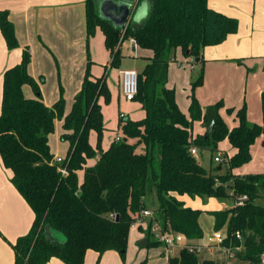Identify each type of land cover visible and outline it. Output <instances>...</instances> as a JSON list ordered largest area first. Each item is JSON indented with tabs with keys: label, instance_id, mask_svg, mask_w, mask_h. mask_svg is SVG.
<instances>
[{
	"label": "trees",
	"instance_id": "obj_1",
	"mask_svg": "<svg viewBox=\"0 0 264 264\" xmlns=\"http://www.w3.org/2000/svg\"><path fill=\"white\" fill-rule=\"evenodd\" d=\"M126 1L132 6L145 2ZM98 2L85 0L86 43L99 28L110 54L108 67H118L120 44L130 37L152 53L138 71L133 99L141 104L144 116L136 120L119 117L121 136L104 150L100 144L104 125L99 98H110L107 66L100 76H93L88 58L81 88L66 115L61 89L51 106L43 102L38 84L27 72V48L20 62L3 72L0 157L12 172V184L34 213L29 231L12 244L14 264H45L51 257L66 264H84L88 249L99 256L106 250H116L124 258L130 227L138 219L147 218L140 213L149 207L148 196L153 215L147 218L146 229L153 240L147 247L160 243L151 231L153 225H158L161 233L201 238V210L185 207L178 199L181 195L230 200L231 206L211 212L215 232L226 226L224 247L238 249L234 257L247 264H261L264 205L257 200L264 195V173L237 174L232 169L251 160V146L257 137L261 136L264 147V91L260 94V124L247 119L243 105L228 110L235 112L236 127L230 129L218 114L206 139L205 133L192 136L195 120L201 119L206 126L205 114L194 95L203 82L202 50L234 32L236 20L210 7L207 0H147L146 18L137 24L127 20L118 27L99 15ZM0 30L8 48L18 46L5 11H0ZM176 49L185 57L198 58L196 62L201 64L199 74L190 83L188 115L180 110L175 90L166 86L168 66L175 59ZM25 84L32 88L35 98L24 96ZM221 106L222 102L217 101L209 107L218 112ZM56 119L63 120L62 126L68 132L62 136L69 143L62 163L54 161L48 144ZM90 131L97 135L95 148L89 142ZM223 139L229 141L234 152L222 172L221 163L211 172L188 150L193 144L217 152ZM92 158H96L95 163L87 165ZM78 171H83L81 182ZM244 195L242 204H233ZM46 225L61 237L49 235ZM168 264L214 263L200 260L194 249L184 246L178 255L168 258Z\"/></svg>",
	"mask_w": 264,
	"mask_h": 264
},
{
	"label": "crops",
	"instance_id": "obj_2",
	"mask_svg": "<svg viewBox=\"0 0 264 264\" xmlns=\"http://www.w3.org/2000/svg\"><path fill=\"white\" fill-rule=\"evenodd\" d=\"M112 1L117 2V4L123 2L130 3V1L126 0ZM100 2L101 0L98 2V8ZM207 2L208 5L215 10L220 11L231 18H234L237 24L236 30L228 34L222 42L215 45H207L203 48V66L206 60H210V64L207 66V78L210 80L216 78L217 81L226 83L225 86H230V80L233 73L235 72L238 73V78H240V80L245 78L246 85L243 98L246 117L250 122H256L260 124L262 122L260 94L262 91H264V0H207ZM143 3L144 2L136 3L131 7V11L128 16L129 21L137 24L142 20L141 19L139 22H137L135 17L140 11L141 5ZM0 11L7 12V18L14 26V32L18 42L17 47L11 49L8 48L0 30V112L3 72L7 68L19 63L23 50L27 48L30 53L27 72L38 84L43 102L47 106H51L58 99L60 91L58 92L57 76H59V80L66 97L64 115L68 114L70 109L67 105V102L70 100V98H72V96V100H74L75 94L81 88L88 58H90L93 63L92 66H90V72L96 77L103 73L104 67H108L110 61V54L106 48V52L108 53L107 58L104 56H96L92 37H90L88 44L86 43L85 0H0ZM100 39L103 41L104 45V37L102 32L99 40ZM126 51H139V53L142 54L143 64H145L146 58L152 55L151 51L149 50L142 49L139 46L133 47L129 42V39L124 40L120 44V53L122 58L126 55ZM185 59L188 60L189 57H185ZM194 61H196V59H194ZM99 62H101L103 67H96ZM172 62L174 63L175 67H182V62L178 61L176 58ZM197 63L200 66V63ZM170 64L172 63L170 62L168 66V78L166 86L175 90V99L180 110L185 115H188V105L190 102L189 96L191 92L190 84L188 85L189 93L187 92L186 94V108L184 109L181 106V100L176 86L174 84H169ZM190 66L194 68L195 65ZM109 69L110 67L107 68L106 73L107 87L109 91L117 88L119 94H121V69L118 67L114 68V70H117L114 78L113 76L109 77ZM139 70L136 71L138 72ZM47 79H49L48 82H50V87L47 86ZM227 89L228 91L226 101L231 103L230 98L233 96V94H235V92L230 88ZM22 91L26 98H35V94L29 85L25 84L22 87ZM102 98L103 97L99 98V103H101ZM123 101L128 102L124 99ZM218 101L222 102L221 99ZM234 102L238 107L242 105V91L236 96ZM222 106L220 108H222ZM208 107L209 106L201 107L203 114L205 109ZM120 114L124 118L131 119L128 116H124L123 112L119 110L118 116ZM233 115L235 116V119L238 123L235 112H233ZM140 118H132V120ZM201 122V119L198 120L199 124ZM202 126L203 124L201 123V126L197 129L196 134L194 133L195 129L192 126L193 138L205 133L204 126ZM50 135L48 136L49 146ZM116 135L121 136V132L116 133ZM89 142H91L90 139ZM50 151L55 158L56 156L53 153L51 147ZM233 152L234 149L232 148V153ZM59 153L60 156H64L63 153ZM195 157L197 158V156ZM95 161L96 158L88 159L87 165H93ZM11 176V170L3 165L0 157V264H14V250L12 248V244L15 243L19 236H22L29 231L34 219V213L32 209L22 197V195L18 192L16 187L12 184ZM82 179L83 171H78V180L81 182ZM178 199L183 202L185 207L199 209L201 204L205 202V199L206 202H208L209 200L216 198H199L181 195ZM146 200L149 206L147 209L153 211L150 205L151 197L149 199L147 198ZM221 209L223 208L219 207L212 209L209 211V213L211 215L212 211ZM199 218L200 215L198 217V222L202 229ZM211 218L214 228V217L211 215ZM135 226L138 227V238L136 240V244L139 247H147V245L143 246L140 244L143 242V240L146 241V244L148 241L153 240L151 237H146L144 235V230H146L147 227L146 219L134 223L130 229L135 228ZM157 226L158 225H153L151 227V231L155 232L154 237L160 241L159 233L161 232L158 231ZM130 229L126 250L128 249V246L130 247L131 245L129 239ZM216 231H220L224 237L226 236V226H223L221 229ZM209 236H211V234ZM209 236L203 239L202 230L201 238H185V242L199 248V246L202 245L203 240L207 242V238ZM217 245L226 251L227 260L225 262L216 259V255L213 254V252L204 254L202 253L199 259L211 260L214 264H232L231 259L234 257V254L233 256H230L228 250L226 247H224L223 242L221 244H212L210 246L215 247ZM180 248L181 245H178V248H176L173 255H168L166 260L155 257V260L152 262H155V264H168V258L178 255ZM170 252L171 250H169V253ZM233 252L234 251H231V253ZM139 256L140 259L138 264L143 261L145 262L146 259H141L143 255L140 254ZM136 262L137 258L135 260H131L129 257L126 258L125 255L124 258H122L119 252L116 250H106L99 256L96 251L88 249L84 255V264H135ZM45 264L66 263L57 257H51Z\"/></svg>",
	"mask_w": 264,
	"mask_h": 264
},
{
	"label": "rangeland",
	"instance_id": "obj_3",
	"mask_svg": "<svg viewBox=\"0 0 264 264\" xmlns=\"http://www.w3.org/2000/svg\"><path fill=\"white\" fill-rule=\"evenodd\" d=\"M101 37V30L99 28H96L94 35L92 36L93 38V46H94V52H96L97 57H108V53L106 52V49L103 45V41L99 38ZM99 40V41H98ZM98 41V42H97ZM125 56L121 58L120 64L118 65V68L121 70L124 69H136L139 70L144 64H143V58L142 54L139 53V51L136 52H125ZM175 58L178 61L182 62V67L178 68L175 67L174 63L171 62L169 67V84L172 85L174 84L179 92L180 100H181V106L182 108H186V94L188 92V85L197 77V74H199L201 64H199L194 61V57H189V59H185V56L181 53L179 49H176L175 51ZM188 58V57H187ZM192 58V59H191ZM194 63V64H189V63ZM93 64V63H92ZM92 64L90 66H92ZM210 64V60H206L203 66V82L201 85L197 86L194 90V95L197 98V101L201 107H207L215 104L218 100H222V108L219 109V116L224 120L226 125L231 129L233 127H236L238 125L237 120L235 119V116L233 115V112H229L228 110L231 108L238 109L244 105V90H245V85H246V80L245 78L240 80L238 78V73L235 72L232 75V78L230 80V86H225L226 83H221L220 81H217L216 78L213 79H208L207 74V66ZM96 65V64H95ZM190 65H195L194 68H192ZM203 65V64H202ZM103 67L101 62H99L96 67ZM100 67V68H101ZM117 70H114V68H110L108 70V75L109 77L114 78V75L116 74ZM239 79V81H238ZM49 79H47V86L50 87V82H48ZM57 81H58V92L60 89L62 90V95L66 103V97L64 95L63 87L60 83L59 76H57ZM230 88L232 89L235 94L231 96L230 100L231 103H228L226 101L227 97V91ZM183 90V91H182ZM242 91V105L237 106L235 104V99L236 96L239 94V92ZM189 93V92H188ZM73 98V96H72ZM70 98V100L67 102V105L69 106V109L71 110L73 100ZM211 103V104H210ZM101 109L103 113V125H104V130L102 133L101 137V148L102 149H107L110 145V142L113 140L115 137L116 133H120L118 123H119V116H118V111H122L124 116H128L131 119L132 118H142L144 116L143 108L139 104L138 101H128L125 102L123 101L121 94H119V91L117 88L114 90H110V98L108 101H105L104 98L101 99ZM69 110V111H70ZM187 111V110H186ZM69 113V112H68ZM204 126L205 129V123L201 122ZM201 123H198V120H195L193 122V127L195 129L194 133L196 134L197 129L201 126ZM256 123V122H253ZM258 124V123H257ZM63 120L62 119H56L55 120V127L54 131L51 133L49 137L50 141V147L55 154V156H59L64 158L65 153L68 150V141L66 139H62L63 135L68 134L67 131L63 128ZM202 126V127H203ZM193 131V128H192ZM89 139L91 145L95 148L97 144V135L95 131H90L89 133ZM198 149L197 152V159L199 164L204 167L207 170H210L211 172L216 171V167L219 166L221 163V169L219 171H224L226 170L227 166V159L223 160L220 163L214 162L213 161V156L217 153L220 152L223 157L228 158L230 157L232 153V146L230 145L229 141L227 139H223L218 143L217 146V152L216 151H210L208 149ZM63 153L64 156H60V153ZM233 173L237 174H255V173H264V147L262 146V138L261 136L257 137L253 143L252 146V158L251 160L243 164L235 169H232ZM148 199L150 196L147 197ZM257 203L260 205H264V195L257 200ZM234 204V201H233ZM231 206L232 203L230 200H219V199H213L209 200L208 202H203L201 204V214H200V222L203 230V239L210 234L212 235L214 232L213 224H212V218L209 213L212 209L216 208H224V206ZM147 220V218H146ZM137 235H138V227L135 226V228L130 229V242L131 245L130 247L128 246V249L125 251V256L126 258H131V260H135L137 258V262L135 264H138L139 261V255L142 254L141 259H146L145 264H155V262H152L155 260L154 258L158 257V259L162 258L166 260V257L168 255H173L175 252L176 248H178V245H175L173 247H168L165 245L163 241H159L160 243L157 245H150L148 247H139L136 244L137 240ZM144 235L146 237H151L153 239V235H149L147 233V229L144 230ZM60 237L59 235H57ZM169 250L171 252L169 253ZM238 249H233L235 252ZM133 251V252H132ZM208 252H213V254L216 255V259L219 261L225 262L227 260V255L225 249L221 248L219 245L217 246H210L207 244L206 241L203 240V243L201 246H199V249L197 251V255H199V258L201 257L202 253H208ZM232 264H247L244 261H241L235 257L231 259Z\"/></svg>",
	"mask_w": 264,
	"mask_h": 264
},
{
	"label": "built area",
	"instance_id": "obj_4",
	"mask_svg": "<svg viewBox=\"0 0 264 264\" xmlns=\"http://www.w3.org/2000/svg\"><path fill=\"white\" fill-rule=\"evenodd\" d=\"M129 42L132 44L133 47L137 46V43L134 38L130 37L128 38ZM137 74L138 72L134 69H124L120 71V89H121V95L124 100L126 101H132L137 93ZM119 117H122L120 114ZM120 136L115 135L114 139L118 140ZM189 152L193 154L194 156H197L198 149L193 145L190 144L189 146ZM228 159V156L223 157L220 152H217L213 156V161L220 163L223 160ZM54 161L56 163H62L64 161V158L56 156L54 158ZM246 199V195L242 196L239 199H236L234 201V204H242L243 201ZM143 217H151L153 215V212L145 209L142 210L140 213ZM138 219L137 221H139ZM237 238L240 237V234L237 232L235 235ZM224 236L221 234L220 231L213 232L211 236L207 238V244H221L224 240ZM159 239L160 241H163L167 247H173L175 245H181V248L184 246H189L191 249H194L196 252L198 251V247L192 246L190 244H187L185 242V237L180 234H170L168 232H162L159 233ZM230 254V256H233V253H231L229 248H226ZM261 264H264V255L262 256Z\"/></svg>",
	"mask_w": 264,
	"mask_h": 264
},
{
	"label": "water",
	"instance_id": "obj_5",
	"mask_svg": "<svg viewBox=\"0 0 264 264\" xmlns=\"http://www.w3.org/2000/svg\"><path fill=\"white\" fill-rule=\"evenodd\" d=\"M131 7L132 4L128 2L117 4V2H114L112 0H101L98 11L101 17L109 20L114 26L122 27L128 20ZM197 60L198 58H196V61ZM204 114L206 117L204 139H206V137L213 131V126L216 119L218 118V113L215 109L208 107L205 109ZM45 230L49 235H59L61 237L60 233L50 230L48 225L45 226ZM140 244L143 246L147 245L145 240H143V242H141Z\"/></svg>",
	"mask_w": 264,
	"mask_h": 264
},
{
	"label": "clouds",
	"instance_id": "obj_6",
	"mask_svg": "<svg viewBox=\"0 0 264 264\" xmlns=\"http://www.w3.org/2000/svg\"><path fill=\"white\" fill-rule=\"evenodd\" d=\"M149 5L147 4V0L141 5L140 11L137 13L135 19L139 22L141 19L146 18L148 14Z\"/></svg>",
	"mask_w": 264,
	"mask_h": 264
}]
</instances>
